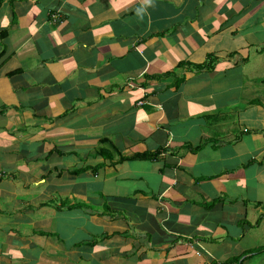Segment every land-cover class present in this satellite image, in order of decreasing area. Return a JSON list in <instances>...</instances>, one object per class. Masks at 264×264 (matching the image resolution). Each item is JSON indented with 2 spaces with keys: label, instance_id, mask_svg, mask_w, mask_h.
I'll return each instance as SVG.
<instances>
[{
  "label": "crops",
  "instance_id": "obj_1",
  "mask_svg": "<svg viewBox=\"0 0 264 264\" xmlns=\"http://www.w3.org/2000/svg\"><path fill=\"white\" fill-rule=\"evenodd\" d=\"M2 52L0 264H264V0H0Z\"/></svg>",
  "mask_w": 264,
  "mask_h": 264
},
{
  "label": "trees",
  "instance_id": "obj_2",
  "mask_svg": "<svg viewBox=\"0 0 264 264\" xmlns=\"http://www.w3.org/2000/svg\"><path fill=\"white\" fill-rule=\"evenodd\" d=\"M2 54H3V52L0 53V55H2ZM207 58H208V60L205 63L200 64V65H191L192 68L196 69V70H202V69L210 68L212 65V60L214 57L211 55H208ZM97 152L101 157H106V159H109V160H112L117 153L116 149L112 146V144L110 143V141L107 138L100 139L99 145L97 148ZM153 159H155V156L152 154L140 153V154H135V155L130 156V157H122L119 155V158L117 159L116 162L144 161V160H153Z\"/></svg>",
  "mask_w": 264,
  "mask_h": 264
},
{
  "label": "clouds",
  "instance_id": "obj_3",
  "mask_svg": "<svg viewBox=\"0 0 264 264\" xmlns=\"http://www.w3.org/2000/svg\"><path fill=\"white\" fill-rule=\"evenodd\" d=\"M146 2L150 3V2H151V0H146ZM141 11H142V10H141Z\"/></svg>",
  "mask_w": 264,
  "mask_h": 264
}]
</instances>
